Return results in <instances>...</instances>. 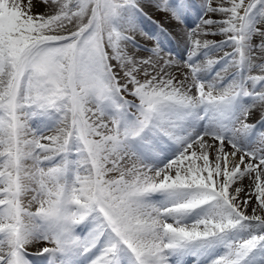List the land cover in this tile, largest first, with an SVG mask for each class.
<instances>
[{
  "label": "snow or ice",
  "instance_id": "obj_1",
  "mask_svg": "<svg viewBox=\"0 0 264 264\" xmlns=\"http://www.w3.org/2000/svg\"><path fill=\"white\" fill-rule=\"evenodd\" d=\"M33 256L264 264V0H0V264Z\"/></svg>",
  "mask_w": 264,
  "mask_h": 264
},
{
  "label": "rangeland",
  "instance_id": "obj_2",
  "mask_svg": "<svg viewBox=\"0 0 264 264\" xmlns=\"http://www.w3.org/2000/svg\"><path fill=\"white\" fill-rule=\"evenodd\" d=\"M38 2H39V0H38ZM198 2H199V0H194V3H198ZM258 7H259V6H258ZM39 10H41V9H39V8L34 9V11H39ZM254 11H255V10H254ZM150 13H151V12H150ZM150 15H151V20H149V19H147V18H144V19H145V22L147 21V22H149V23L152 24V25L154 24V25H153V29L149 32L150 34H152L151 32H153L152 35H154V36L159 35L160 30H159V28L157 27V25H156L155 23H153L152 21H156V22H160V23H162L163 26H164L165 28H167L169 25H173V24H174V23H168V22L165 20L164 16H162V15H160V14L151 13ZM195 17H196V12L193 11V12H192V13L186 18V24H187V21H190L189 25L187 24V26L191 27V26L194 24L193 21L196 20ZM155 26H156L157 28H156ZM177 27H178V28H179V27H182V28H183L182 25H181V26H177ZM157 30H159V31H157ZM183 30H184V29H183ZM160 39H161V43H162V45H163L164 42H165V40H164V38H163V35H161ZM137 41H138L139 43L145 45V46H148V47L155 46V40H147L144 36L141 37L140 35H137ZM168 48H169V47H168ZM168 52H170L171 54H173V51H172L171 49H169ZM137 55H144V54H143V53H137ZM173 56L175 57L174 54H173ZM129 99H131V98H129ZM250 122H253V121H250ZM46 134H47V135H51V134H53V133L49 132V133H46ZM29 198H30V197H29ZM33 210H35V209L33 208ZM35 250H36L35 248L30 249V251H35ZM31 259L33 260V264H39V260H40V258L33 256V257H31Z\"/></svg>",
  "mask_w": 264,
  "mask_h": 264
},
{
  "label": "bare ground",
  "instance_id": "obj_3",
  "mask_svg": "<svg viewBox=\"0 0 264 264\" xmlns=\"http://www.w3.org/2000/svg\"><path fill=\"white\" fill-rule=\"evenodd\" d=\"M149 14H151L150 11H149ZM193 22H195V21H193ZM189 23H190V21H187L188 25H189ZM141 24H142L144 30L148 33L153 29V25H154V24L153 25L150 24L147 21L145 22V19L143 17H141ZM167 29L169 30V35H168V37L163 36V38L165 40L163 46L167 50L171 49L173 51V54L175 55V57L184 56L185 55L184 46H183V42L180 40V35H179L180 33H182L184 31L183 30L184 28H182V27L178 28L176 24H173V25H169L167 27ZM157 31H159V30H157ZM151 33L153 34V32H151ZM141 37H143V36H141ZM216 39H219V37H217ZM188 259H189V264H191L192 258H188Z\"/></svg>",
  "mask_w": 264,
  "mask_h": 264
}]
</instances>
